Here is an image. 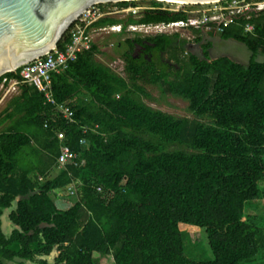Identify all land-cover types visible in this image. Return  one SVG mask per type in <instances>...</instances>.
<instances>
[{
  "label": "trees",
  "instance_id": "trees-1",
  "mask_svg": "<svg viewBox=\"0 0 264 264\" xmlns=\"http://www.w3.org/2000/svg\"><path fill=\"white\" fill-rule=\"evenodd\" d=\"M185 17L155 8L138 18L102 16L91 28ZM252 22L254 35L243 32L242 19L218 34L245 45L246 65L210 60L209 44L203 58L182 59L185 40L177 34L147 36L175 61L173 77L132 59L139 37L118 42L126 48L123 77L97 60L101 51L92 43L51 76V95L72 109L73 122L19 82V92L0 112V264H49L54 251V264H101L102 258L110 260L104 264L253 263L264 250V215L256 205L264 199V13ZM194 32L199 42V30ZM3 77L20 80L18 70ZM144 85L185 101L191 117L146 104L153 98ZM56 132L64 133L62 143L76 154L77 165L57 167ZM53 167L58 171L49 176ZM72 184L73 202L58 208L51 193ZM13 202L8 219L14 227L6 235L1 216ZM181 223L203 230L209 259L185 255Z\"/></svg>",
  "mask_w": 264,
  "mask_h": 264
},
{
  "label": "built area",
  "instance_id": "built-area-1",
  "mask_svg": "<svg viewBox=\"0 0 264 264\" xmlns=\"http://www.w3.org/2000/svg\"><path fill=\"white\" fill-rule=\"evenodd\" d=\"M135 1V0H131ZM172 4V2L163 1ZM106 4V3H101ZM99 5V4H94ZM92 5V6H94ZM131 5V4H130ZM178 7L160 6L154 7L149 5H136L122 8L119 11L124 13H131L134 18H138L143 10L160 9L170 12H182L186 15L185 18L168 21V22H154V23H129L126 26L122 24L105 25L102 27H92L91 24L102 16H109L110 13L105 11V7L101 6L95 11H89V7L83 12L71 25L67 28L68 42L62 49L56 47L48 51L40 57L24 63L15 69L18 70L17 78L3 77L0 81V91L4 94H17L19 82L32 85L37 91L41 92L45 101L53 106L60 118L73 122V111L64 103H56L51 95V76L53 73L64 71L69 64L74 62L77 55L84 50L90 48L94 42V37L97 34L101 35H115L121 36L124 40L129 36L147 37L155 35H174L177 34L180 38L185 32L190 30L195 31H215L217 34L224 31V29L233 24H238V20H243V32L245 34L254 35V23L252 19L257 18L264 13V0H217L212 3H179ZM190 5L186 9L184 6ZM117 11V12H119ZM129 15V14H128ZM194 34V32H192ZM195 38V34H194ZM113 72L123 77L124 62L123 59H118L106 64ZM13 71V72H15ZM96 127V125H95ZM84 131L88 126L83 127ZM56 137L60 141L59 154L56 159L58 168H63L66 164L77 165V156L66 145L62 143L64 133L56 132ZM83 143V140H80ZM68 195L74 194V185L67 187ZM98 192H101V187H96Z\"/></svg>",
  "mask_w": 264,
  "mask_h": 264
},
{
  "label": "water",
  "instance_id": "water-1",
  "mask_svg": "<svg viewBox=\"0 0 264 264\" xmlns=\"http://www.w3.org/2000/svg\"><path fill=\"white\" fill-rule=\"evenodd\" d=\"M121 1L131 0H0V76L55 48L71 23L90 6Z\"/></svg>",
  "mask_w": 264,
  "mask_h": 264
},
{
  "label": "rangeland",
  "instance_id": "rangeland-1",
  "mask_svg": "<svg viewBox=\"0 0 264 264\" xmlns=\"http://www.w3.org/2000/svg\"><path fill=\"white\" fill-rule=\"evenodd\" d=\"M130 3H135L136 5H149L150 1L149 0H135V1H128ZM159 3H161L163 6H169V7H178L180 6L179 3H166V2H162V1H157ZM116 2H110V3H106V4H102V5H94L91 6L89 8V11H95L96 9H99L101 6L105 7V11L108 12H113L110 13L109 16L118 18V19H123L125 18L128 14L131 13H124L121 10L122 8L119 7L118 5H116ZM128 6H135V5H128ZM126 6V8L128 7ZM190 5H186L184 6V8L188 9L190 8ZM119 11V12H117ZM190 32H185L183 35H181V38H183L185 40V42H191L192 44H194L195 47H200V43L195 42L194 40V34L196 35V32L190 30ZM192 32H194V34H192ZM205 32V31H203ZM202 31L199 32V35L202 36L203 33ZM207 35L209 33H206ZM210 35V34H209ZM216 37H219L218 34L213 35ZM129 37H137V35L135 36H129ZM122 39L121 36H115V35H101V34H97L94 37V42L97 44L98 48L100 49V53L97 54V60L99 62H102L104 64H108L112 61H116L118 59H122L121 55L122 53L125 51V46L124 44L118 46V42L119 41H123L120 40ZM192 40V41H191ZM235 40H231V41H220L218 43H215V47L213 50V53L211 52L209 57L213 56L214 54L216 55H226L227 58H229L230 60L234 61V62H238L241 63L243 65L247 64L248 58H249V51L248 49L241 43L235 41ZM121 44V43H120ZM186 50V48H184V51ZM181 52V54L184 53ZM259 61H262L263 58L262 56L258 57ZM146 91L151 95V97L153 98V100H148L145 99L144 101L146 102V104H148L149 106L159 109L163 112L172 114L174 116H179V117H183V116H187V117H191V115L189 114V112L187 111V103L185 101H183L182 99L173 97L169 94H161L160 91L155 88L154 86L151 85H144ZM19 92V90L17 91V93ZM10 99V95L4 94V91H0V112L4 109L7 101ZM4 126H2L1 128H3ZM58 171V168L56 169L55 167H53L50 170V174L49 176H54ZM52 196H60V197H64V198H68V189L64 188L61 190H56L54 191V193H51ZM73 202V198L69 197V203L71 204ZM257 205V209L259 211L260 215H264V199L263 200H258L256 202ZM15 208V203L13 202L10 208L4 209L3 210V214L1 216V228L2 231L7 235L10 233L11 229L14 227L13 224L9 221L8 219V214L11 210H13ZM249 213H252V211H249ZM179 229L181 231V233L183 234L184 237V245H185V255L195 259V260H207L210 258V253H209V249L206 243V239H205V233L203 232V230L199 229V228H194L193 226L190 225H186L181 223L179 225ZM57 252H53L49 257H47V260L49 262V264H54L53 260L54 257L56 256ZM110 260L107 258H102L100 260L101 264L104 263H109ZM35 264L29 261H21L19 259H15L12 262H4V264ZM243 264H264V250L258 252V254L255 257V261L253 263H243Z\"/></svg>",
  "mask_w": 264,
  "mask_h": 264
},
{
  "label": "flooded vegetation",
  "instance_id": "flooded-vegetation-1",
  "mask_svg": "<svg viewBox=\"0 0 264 264\" xmlns=\"http://www.w3.org/2000/svg\"><path fill=\"white\" fill-rule=\"evenodd\" d=\"M132 39L134 37H129L126 39ZM140 42H137L132 50L130 51L131 57L136 62H148L158 65L160 68H164L168 72L169 77L175 75V70L178 69L175 61L168 58L167 54L164 53L157 42H151L147 37H139ZM180 41H183V38L179 37ZM195 40V39H194ZM125 41V39L123 40ZM192 41V40H191ZM202 37L200 36V47L202 48ZM124 44V43H123ZM120 46V44L118 45ZM196 46V45H195ZM190 41L183 43V48H186L183 54L180 55L182 59H186L190 54L195 55L198 58H203V50L200 47H195ZM124 62V60H123Z\"/></svg>",
  "mask_w": 264,
  "mask_h": 264
},
{
  "label": "crops",
  "instance_id": "crops-1",
  "mask_svg": "<svg viewBox=\"0 0 264 264\" xmlns=\"http://www.w3.org/2000/svg\"><path fill=\"white\" fill-rule=\"evenodd\" d=\"M203 32V31H202ZM207 32H203L201 34H203L201 37H202V48L200 47V49L203 50V47L207 44H209V46L206 48V51H207V55L209 57L210 53L212 52L213 53V50H214V47H215V43H218L220 41H233V39H221L220 37H216V36H213V35H207L206 34ZM219 36V35H218ZM236 41V40H235ZM234 41V42H235ZM238 42V41H237ZM240 43V42H239ZM242 44V43H241ZM244 45V44H243ZM245 46V45H244ZM250 55V53H249ZM221 57H226V55H216L214 54L213 56L209 57L210 60L212 59H217V58H221ZM227 58V57H226ZM263 58V57H262ZM249 59V58H248ZM248 62V61H247ZM238 63V62H237ZM241 64V63H240ZM54 202L56 204V206L58 208H62V209H65L67 208L70 203H69V198H64V197H60L59 195L56 197L54 196ZM110 263V262H109Z\"/></svg>",
  "mask_w": 264,
  "mask_h": 264
},
{
  "label": "bare ground",
  "instance_id": "bare-ground-1",
  "mask_svg": "<svg viewBox=\"0 0 264 264\" xmlns=\"http://www.w3.org/2000/svg\"><path fill=\"white\" fill-rule=\"evenodd\" d=\"M162 1V0H160ZM167 2H172V3H184V2H181V1H178V0H165ZM217 0H213V1H207V3H212V2H216ZM206 3V2H205Z\"/></svg>",
  "mask_w": 264,
  "mask_h": 264
}]
</instances>
